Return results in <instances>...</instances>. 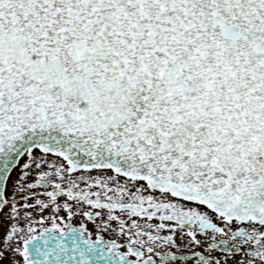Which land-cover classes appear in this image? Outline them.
Wrapping results in <instances>:
<instances>
[{"label":"snow or ice","instance_id":"6c2138e0","mask_svg":"<svg viewBox=\"0 0 264 264\" xmlns=\"http://www.w3.org/2000/svg\"><path fill=\"white\" fill-rule=\"evenodd\" d=\"M0 264H264V0H0Z\"/></svg>","mask_w":264,"mask_h":264},{"label":"flooded vegetation","instance_id":"af4514ba","mask_svg":"<svg viewBox=\"0 0 264 264\" xmlns=\"http://www.w3.org/2000/svg\"><path fill=\"white\" fill-rule=\"evenodd\" d=\"M78 222H79V218L73 220V223H74V224H76V223H78ZM89 227H91L90 224H89ZM106 238H107V236H106Z\"/></svg>","mask_w":264,"mask_h":264}]
</instances>
